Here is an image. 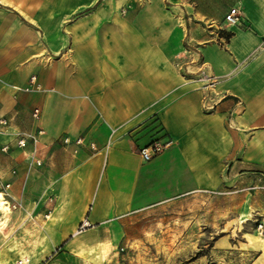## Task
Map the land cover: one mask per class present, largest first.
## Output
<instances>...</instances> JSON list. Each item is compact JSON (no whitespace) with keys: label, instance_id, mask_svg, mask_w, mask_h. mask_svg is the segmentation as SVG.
Wrapping results in <instances>:
<instances>
[{"label":"crops","instance_id":"1","mask_svg":"<svg viewBox=\"0 0 264 264\" xmlns=\"http://www.w3.org/2000/svg\"><path fill=\"white\" fill-rule=\"evenodd\" d=\"M1 116L0 176L53 197V236L202 192L264 222V0H0ZM38 128L28 173L14 133Z\"/></svg>","mask_w":264,"mask_h":264},{"label":"rangeland","instance_id":"2","mask_svg":"<svg viewBox=\"0 0 264 264\" xmlns=\"http://www.w3.org/2000/svg\"><path fill=\"white\" fill-rule=\"evenodd\" d=\"M0 153H5L1 147ZM40 190L38 182L27 196L34 204L23 206L10 193V184L4 197L17 205L0 229V264L23 255L30 264H261L264 222L247 218L243 209L225 231L234 216L225 210L234 209L235 200L217 192L188 194L95 225L82 221L71 235L58 237L51 235L50 212L40 219V202L43 208L53 203Z\"/></svg>","mask_w":264,"mask_h":264},{"label":"built area","instance_id":"3","mask_svg":"<svg viewBox=\"0 0 264 264\" xmlns=\"http://www.w3.org/2000/svg\"><path fill=\"white\" fill-rule=\"evenodd\" d=\"M242 13L238 8H231L228 13L224 17V21L228 26H234L237 25L241 19ZM34 80V77L30 79L32 82ZM27 91L28 89L25 88ZM32 117L35 120L39 119V109H34L32 112ZM8 119L1 116L0 117V134H6L7 133V127H8ZM44 134V131L40 128L33 132H15V146L18 149L25 150L30 143L32 145L31 151L28 153L27 158V172L29 173L33 168L39 167L42 164V158L39 156V139ZM62 142L64 145H68L71 143V140L68 137H65L62 139ZM83 143L82 138H78L75 140L76 145H80ZM171 143V140H167L165 142L160 141H154L144 147H141L139 149V155L143 161H150L152 158H154L157 154L161 152V150L168 146ZM91 148H94V145H90ZM9 145L5 144L1 147L2 152H8ZM10 188V183L4 182L1 179L0 176V192H2L5 195H7V191ZM264 189V187H262ZM256 187H250L247 188V190H254ZM10 209H15L17 203L10 204ZM84 225V223H83ZM262 225H260V228ZM10 264H30V258L27 255L21 256L20 258L16 259Z\"/></svg>","mask_w":264,"mask_h":264},{"label":"bare ground","instance_id":"4","mask_svg":"<svg viewBox=\"0 0 264 264\" xmlns=\"http://www.w3.org/2000/svg\"><path fill=\"white\" fill-rule=\"evenodd\" d=\"M10 213H11V209H10V205L9 202L6 200V198L4 197V194L2 192H0V229L4 226H7V222L10 219ZM87 221V220H86ZM235 221H228L225 225V231H228L232 225L234 224ZM84 226H87L88 223L87 222H83ZM24 256V255H23Z\"/></svg>","mask_w":264,"mask_h":264}]
</instances>
